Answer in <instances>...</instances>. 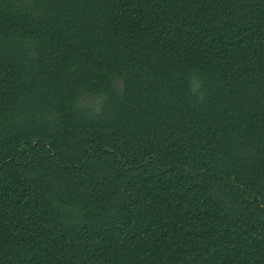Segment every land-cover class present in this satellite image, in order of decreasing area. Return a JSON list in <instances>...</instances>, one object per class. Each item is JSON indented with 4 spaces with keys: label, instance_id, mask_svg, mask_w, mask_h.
I'll use <instances>...</instances> for the list:
<instances>
[{
    "label": "trees",
    "instance_id": "trees-1",
    "mask_svg": "<svg viewBox=\"0 0 264 264\" xmlns=\"http://www.w3.org/2000/svg\"><path fill=\"white\" fill-rule=\"evenodd\" d=\"M0 264H264V0H0Z\"/></svg>",
    "mask_w": 264,
    "mask_h": 264
}]
</instances>
